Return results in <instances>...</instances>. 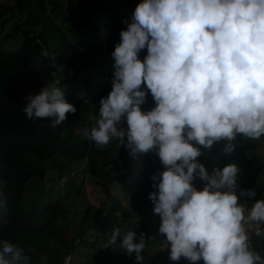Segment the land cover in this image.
Masks as SVG:
<instances>
[{
	"label": "clouds",
	"instance_id": "9594fccd",
	"mask_svg": "<svg viewBox=\"0 0 264 264\" xmlns=\"http://www.w3.org/2000/svg\"><path fill=\"white\" fill-rule=\"evenodd\" d=\"M124 23L111 53L112 90L101 98L84 138L97 147L118 140L134 158L157 152L166 170L150 177L160 182L149 199L171 261L264 264L248 235L263 230L264 199L246 211L239 197L256 192L239 188L241 169L229 163L209 174L197 159L222 141V154L231 157L238 135L264 136V0H142ZM59 84L53 79L26 97L27 120L51 119L59 126L76 113ZM142 85L155 102L147 112L141 110L148 95ZM122 119L127 130L119 127ZM195 178L204 182L202 190L194 187ZM117 241L143 264L144 234L121 236L117 228L106 246ZM22 259H28L23 249L0 240V264Z\"/></svg>",
	"mask_w": 264,
	"mask_h": 264
},
{
	"label": "trees",
	"instance_id": "16d2710c",
	"mask_svg": "<svg viewBox=\"0 0 264 264\" xmlns=\"http://www.w3.org/2000/svg\"><path fill=\"white\" fill-rule=\"evenodd\" d=\"M141 2L11 0L10 6L0 5V240L23 249L28 259L16 264H132L135 254L120 249L119 241L106 246L117 228L121 236L128 231L144 234L143 264L160 263L169 247L164 234L150 230L149 223L130 219L142 213L151 218L159 215L149 199L150 192L158 191L153 184L160 182L150 177L166 170L157 152L137 157L133 166L129 149L121 155L125 159L112 158L115 140L97 147L79 132L91 128L85 106L98 115L101 98L112 90L111 53L120 43L121 30L127 28L124 20ZM15 11L18 20L6 33ZM146 55V49L142 50L139 59L143 61ZM61 72L65 77L59 80ZM53 79L60 81L59 87L76 113L66 114L67 120L59 126H53L51 119L27 120L22 111L27 93H39ZM142 88L148 95L141 110L147 112L155 102L146 85ZM82 92L88 98H82ZM119 127L127 130L126 120ZM223 143L197 159L209 174L216 167L235 163L241 169L239 188L256 192L254 197H239L237 189L239 203L250 209L256 200L264 199L257 154L264 147V136L252 140L238 135L231 157L222 154ZM87 184L98 188L100 206L68 214L67 202L80 198ZM193 185L202 188L204 182L195 178ZM119 192L128 196L118 197ZM126 202L130 203L127 210ZM92 220L96 221L90 225ZM248 235L252 247L264 257V225L260 235L255 230H248ZM81 251L84 260L76 261Z\"/></svg>",
	"mask_w": 264,
	"mask_h": 264
},
{
	"label": "rangeland",
	"instance_id": "374dc122",
	"mask_svg": "<svg viewBox=\"0 0 264 264\" xmlns=\"http://www.w3.org/2000/svg\"><path fill=\"white\" fill-rule=\"evenodd\" d=\"M2 4H6V5L10 6L12 3H11V0H0V5H2ZM130 12H133V10H131ZM16 20H18L17 11L14 12L13 17L7 23V27L5 29L6 33L11 32V29H13L14 26H15ZM56 21L59 22L61 26L65 27L63 22H62V20L60 18H57ZM1 37L2 36L0 35V38ZM64 77H65V73L61 72L59 74V76H58V79L60 80V79H62ZM36 94H38V93H36L35 91L27 93L28 96L29 95H36ZM81 97L82 98H88V95L86 93L82 92L81 93ZM85 108L87 110L86 123L90 124V126L93 127L98 115H97V113H92L91 109L90 108L88 109L87 105L85 106ZM84 131H85V129H83V128L79 129V132L84 133ZM114 142H116V143L113 146V149H112V151L110 153L112 158L115 160L116 157L120 156L121 160L125 159L121 155H124L127 152L128 149L125 147L124 144L119 143L117 140H115ZM125 142H126V137H125ZM257 154L259 156V160H258L259 161V165H260V167L262 169L261 170V175H260V183L264 185V147H262L261 149L257 150ZM137 160H138L137 157L136 158H132V159H130V162L133 164V166H135ZM121 164H122V162L119 163L120 166H121ZM82 170L83 169H81V171ZM195 188L197 190H202L203 189V187L200 188L198 186H195ZM97 192H98V188L96 186L87 184L86 188L82 191L80 198L76 199L73 203L67 202V204H68L67 213L68 214L82 213V212L88 211L90 209L93 210V208H94L93 206L94 205L95 206H100V203H99L98 199H96ZM127 196H128V194L124 193L122 195L120 192L118 193V197H122L123 198V197H127ZM123 206L127 210L130 207V203L126 202V203H124ZM242 206L245 207L246 211H247V209H249L247 207V205H245V204L242 205ZM102 218H103V216L102 217L100 216L99 220L102 221ZM68 219H69L70 222L72 221V219L70 217ZM130 219L132 221H134V222H136V221L147 222V223H149V226H150L149 229L150 230H154L156 232L157 231L159 232V227H160V224H161V217L159 215L156 216V217L151 218L150 216L144 215V213H142V214H140L138 216L137 215L136 216H131ZM95 221L96 220H92L90 225L94 224ZM163 237L165 238L166 235L164 234ZM261 237H262V235L259 238H261ZM259 238L257 240H260ZM167 245L168 244L165 243L164 248L167 247ZM169 253H170V247H168L167 249H165L163 251V254H161L163 256V259L158 264H177V262H180V264H191L192 263L191 261H189L188 259H186L184 257H181L179 261H171L169 259ZM125 259H126V257H125ZM75 260L76 261L84 260V253L82 251L77 253L76 256H75ZM130 260H131V258L128 257V261H130ZM30 264H37V263L34 262V263H30ZM68 264H69V261H68ZM83 264H84V262H83ZM132 264H136V262H134Z\"/></svg>",
	"mask_w": 264,
	"mask_h": 264
}]
</instances>
